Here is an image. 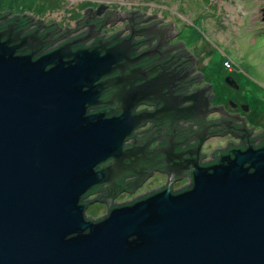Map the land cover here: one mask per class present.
Masks as SVG:
<instances>
[{
    "label": "water",
    "instance_id": "1",
    "mask_svg": "<svg viewBox=\"0 0 264 264\" xmlns=\"http://www.w3.org/2000/svg\"><path fill=\"white\" fill-rule=\"evenodd\" d=\"M17 26L0 32V264H264V144L192 158L165 187L114 206L134 170L123 143L143 123L139 90L112 85L118 116L88 111L126 48L73 51L85 38L37 57L42 44ZM185 173L191 185L174 191ZM93 188L105 195L90 204L108 208L98 219L85 214Z\"/></svg>",
    "mask_w": 264,
    "mask_h": 264
},
{
    "label": "flooded vegetation",
    "instance_id": "2",
    "mask_svg": "<svg viewBox=\"0 0 264 264\" xmlns=\"http://www.w3.org/2000/svg\"><path fill=\"white\" fill-rule=\"evenodd\" d=\"M71 3L75 7H65L58 19L31 11L29 2L26 3L27 8H19L21 12L13 11V8H0V32L17 24L20 37L34 34L42 44L37 57L85 38L82 44L72 46V50L96 47L98 42L100 48L104 49L124 45L127 54L126 59L118 64L121 70L100 79L106 78L111 85H106L98 97V104L88 111L94 114L109 110L118 116L121 114L120 98L123 95L119 96V89L112 85L122 82L121 92H127L130 85L132 89L139 90L140 101L132 112L141 113L143 123L124 141L123 147L134 152L136 149V155L126 162L134 165V170L129 167V175L121 181L123 187L134 184L142 187L155 175L164 177L163 186L143 194L146 195L168 185L169 175L184 169L183 165L192 158H198L202 165H208L213 163L214 156L219 152L245 149L248 142L254 148L264 144V131L256 133L253 127L247 125L244 114L249 109L245 112L243 106L249 104L241 95L244 89L241 79L235 76L231 65L230 68L210 65L207 45H203L204 54L194 53L184 41L188 25L182 23L178 26L172 19H167L163 15L164 9L154 12L153 7L144 9L141 3L131 0H72ZM61 6L59 3L50 8L59 9ZM70 9V13H64ZM47 41L49 43L44 44ZM208 68L219 76L216 82L222 81L231 96L220 98L218 86L210 78ZM226 78L233 80L237 88L230 86ZM194 95L200 101V115L191 111ZM203 103H206V109ZM226 104L228 108H225ZM223 136L228 138L226 145L216 148L206 157L204 142ZM138 156L140 162L135 165L133 162ZM174 184H180V190L189 187V175L185 173L181 177H174L173 190ZM104 194V191L93 188L88 191L84 203L89 206L93 200H101ZM135 197L131 201L138 198ZM101 204L106 206V215L107 205ZM111 204L124 203L116 204L113 200Z\"/></svg>",
    "mask_w": 264,
    "mask_h": 264
},
{
    "label": "rangeland",
    "instance_id": "3",
    "mask_svg": "<svg viewBox=\"0 0 264 264\" xmlns=\"http://www.w3.org/2000/svg\"><path fill=\"white\" fill-rule=\"evenodd\" d=\"M71 1L30 0L29 3L32 4L31 11L50 19H58L65 7H75ZM17 2L22 0H0V8H13L16 12H21V8H27L21 7ZM131 2L141 3L144 9L147 6L153 7L154 12L164 9L163 15L167 19H172L178 26L182 23L188 25L184 41L195 54L202 52L204 54L203 45H207L210 65L222 66L223 59H226L244 87L241 95L245 96L246 103L249 104L243 106V111L247 112L249 109L247 114L243 113L247 117V125L253 127L256 133L264 131V0H131ZM59 3L63 5L62 8H50ZM71 11L72 9L66 10L64 13L68 14ZM208 70L210 78L218 86L217 94L220 93V98L231 96L222 81L216 82L219 76L212 69L208 68ZM225 108H228L227 104ZM227 140V136L206 140L203 146L206 157H209L208 155L216 148L224 147ZM163 184L164 177L155 175L148 183L137 187L132 193H120L114 201L116 204L129 202L135 196L143 195ZM179 185L174 184V191L180 190ZM105 207L95 201L88 206L85 214L94 219L103 217L106 212Z\"/></svg>",
    "mask_w": 264,
    "mask_h": 264
},
{
    "label": "trees",
    "instance_id": "4",
    "mask_svg": "<svg viewBox=\"0 0 264 264\" xmlns=\"http://www.w3.org/2000/svg\"><path fill=\"white\" fill-rule=\"evenodd\" d=\"M27 2H30V0H22V2H17V3L20 4L21 7L25 8V7H28L27 4H26ZM13 4H14V3H13ZM29 5L32 7V4H29ZM119 185L122 187V188H121V190H122L121 193H131V192H128V191H127L128 187H129L130 185H127V186H124V187H123V186L121 185V182L119 183ZM104 195H105V194H104ZM104 195H103L102 197H100L101 200H103ZM114 199H115V197L112 198L111 203L113 202ZM100 203H102V202H100ZM104 204L106 205V203H104Z\"/></svg>",
    "mask_w": 264,
    "mask_h": 264
},
{
    "label": "bare ground",
    "instance_id": "5",
    "mask_svg": "<svg viewBox=\"0 0 264 264\" xmlns=\"http://www.w3.org/2000/svg\"><path fill=\"white\" fill-rule=\"evenodd\" d=\"M184 34H185V32H184ZM200 44H202V43H200ZM222 65L224 67L226 66V67H229L230 68V63L226 59H223Z\"/></svg>",
    "mask_w": 264,
    "mask_h": 264
}]
</instances>
